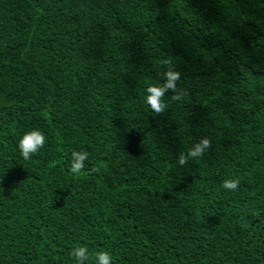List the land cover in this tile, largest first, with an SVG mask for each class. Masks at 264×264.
Masks as SVG:
<instances>
[{"label":"trees","instance_id":"16d2710c","mask_svg":"<svg viewBox=\"0 0 264 264\" xmlns=\"http://www.w3.org/2000/svg\"><path fill=\"white\" fill-rule=\"evenodd\" d=\"M78 245L85 264H264V0H0V264Z\"/></svg>","mask_w":264,"mask_h":264},{"label":"clouds","instance_id":"9594fccd","mask_svg":"<svg viewBox=\"0 0 264 264\" xmlns=\"http://www.w3.org/2000/svg\"><path fill=\"white\" fill-rule=\"evenodd\" d=\"M180 79V73L174 68L169 67L163 75L162 83H149L145 88L144 103L146 107L154 113H162L167 104L164 98L169 91L175 92L177 89V81ZM175 100L182 98L181 94L172 97ZM46 142L45 134L38 130L33 129L27 131L19 140V148L25 158H28L32 153L38 151ZM209 146L208 139H201L200 143L193 145L188 149V155L181 154L179 163L184 164L188 158H197ZM88 159V154L83 151H74L71 154V170L79 173L85 166V161ZM239 183L235 177L226 179L223 187L228 190H234ZM89 250L86 247L76 246L71 255L74 257L75 264H85L89 260ZM95 264H112L113 257L107 251H98L94 254Z\"/></svg>","mask_w":264,"mask_h":264}]
</instances>
